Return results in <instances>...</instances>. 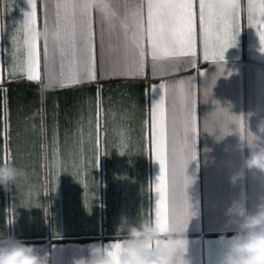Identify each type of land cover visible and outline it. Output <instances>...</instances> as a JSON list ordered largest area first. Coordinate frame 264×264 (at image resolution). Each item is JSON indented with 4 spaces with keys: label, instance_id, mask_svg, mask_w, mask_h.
<instances>
[{
    "label": "crops",
    "instance_id": "obj_1",
    "mask_svg": "<svg viewBox=\"0 0 264 264\" xmlns=\"http://www.w3.org/2000/svg\"><path fill=\"white\" fill-rule=\"evenodd\" d=\"M149 0H110L116 13L110 27L104 14L89 10L95 59L85 72L80 8H69L71 23L55 22L57 4L80 0H37L41 79H28L24 43L28 0H0V164L12 162L24 176L0 186V239L14 236L50 256V264H74L90 259V245H123L130 227L155 222L156 183L161 167L156 159L154 122L163 98L167 115L169 165L168 221L189 240L191 264H220L229 238L239 231L236 218L227 215L234 201L250 212L264 203V173L244 169L249 149L241 148L239 134H258L264 121V51L259 38L264 21L258 11L248 19L249 0H241L238 43L219 61L211 55L216 41L209 39L204 59L203 38L196 12L195 57H167L161 49H177L165 32L158 59H151V42L131 15L127 29L121 17L142 4L146 29ZM213 2V0H211ZM259 3V0H253ZM60 15L65 9H59ZM157 18V25L175 24ZM60 28L64 39L47 40L40 33ZM101 35L103 43L101 44ZM144 43L143 67L138 66L132 38ZM75 56L68 53L73 49ZM61 48L66 54L61 56ZM155 63V68H153ZM94 75V79H93ZM79 79V83H75ZM183 87L194 93L199 121L195 137L198 160L187 163L183 143L185 113ZM164 85V87H161ZM243 117V128L238 117ZM235 122V125H233ZM157 241L152 246L157 245Z\"/></svg>",
    "mask_w": 264,
    "mask_h": 264
},
{
    "label": "snow or ice",
    "instance_id": "obj_2",
    "mask_svg": "<svg viewBox=\"0 0 264 264\" xmlns=\"http://www.w3.org/2000/svg\"><path fill=\"white\" fill-rule=\"evenodd\" d=\"M31 6V11L25 13L24 20V31L26 38L24 43L27 46V65L30 80L41 79L39 68H40V42H39V31L37 28V0H28ZM63 7L65 14L60 15L59 9ZM134 11L129 12L127 4L124 5L125 11L122 15L121 23L125 30L127 29V20L131 15L134 22L138 24L142 31L146 33L147 39L151 42V59L155 62L157 57V50L161 49V39L164 33L170 32L176 39L178 48L168 49L163 48V54L167 57H195L196 53V12L194 10V0H181L179 4V11L171 14L175 24L169 28H165L163 24L157 25V18L161 16H168L169 12L165 8H154L152 7L151 0L147 4V27L144 28V18L141 15L142 4H136L133 6ZM57 12L55 21L57 25L63 22L65 25L71 23L68 17L67 9L80 8V23L82 26V40L84 42V50L86 54L85 60V72H87V65H90L95 59V45L93 42V31L89 21V11L81 9L80 3H65L63 5H56ZM258 11L261 20L264 21V0H259V3H254L253 0H249L248 3V19L252 21L254 19V12ZM240 8H238L230 17L225 16L220 12L211 0H199V22L202 30L203 38V55L204 59L209 58V39L214 37L216 45L214 50L211 52L213 58L224 61L225 53L229 48H232L238 43V36L240 31L239 22ZM116 13L111 9L108 10L107 14L102 17L103 22H108L110 27H114L111 23L112 18L115 17ZM47 28V23H45ZM259 38L261 45L264 46V30H260ZM103 43V35H101V44ZM132 43L135 47V54L139 57L138 66L143 67V60L145 57L144 43L139 38H132ZM261 51H264L262 47ZM44 52L47 53V40L44 41ZM66 54L65 49L61 48V56L64 57ZM71 56H75L74 47L68 53ZM155 68V63H153ZM93 75V79H94ZM75 83H79V79L73 77ZM181 83V92L183 96V108L185 113L184 123V138L183 143L186 146L187 156L183 160L182 171L184 173V179L187 186L188 176L185 174L187 161L198 160V152L196 149L195 137L198 135L199 121L195 114V99L194 93L191 87L185 89L183 87V81ZM164 87V85H161ZM156 111L158 112V119L154 122L155 137H156V159L160 164L161 172L156 183V192L158 194V201L155 210V223L163 233L167 230L168 221V188H169V165H168V144H167V115L165 108V101L162 98L156 105ZM239 126L243 128V117H238ZM159 244V242H157ZM111 249L117 250V252L111 251L110 254L117 260V264H121V260L118 256L119 250L122 245L115 243L110 245ZM126 264V262H125Z\"/></svg>",
    "mask_w": 264,
    "mask_h": 264
},
{
    "label": "clouds",
    "instance_id": "obj_3",
    "mask_svg": "<svg viewBox=\"0 0 264 264\" xmlns=\"http://www.w3.org/2000/svg\"><path fill=\"white\" fill-rule=\"evenodd\" d=\"M181 0H151L152 7L165 8L169 15L164 22L171 24L173 13L179 11ZM216 8L225 16L230 17L241 6V0H213ZM81 9L89 11L93 8L102 14L110 10V0H80ZM40 36L43 40L52 39L57 43L63 41V31L60 28L50 30L45 28ZM235 125V122H233ZM258 135L249 127L246 134H239L241 148L247 147L249 155L244 160L240 172L231 177L233 184L244 176V169L264 173V121L259 125ZM191 161L188 160L187 163ZM24 170L17 168L11 161L0 164V186L10 191L18 179L24 176ZM227 215L239 222V231L229 238L227 251L220 264H264V203L257 206L255 212H250L243 203L234 201ZM160 229L155 222L143 221L140 227H130L129 235L120 257L121 264H191L187 259L189 240L187 235L176 228L161 237ZM159 244L152 246L154 241ZM91 258L78 259L74 264H117L111 250L101 245L89 246ZM0 264H50V256L41 254L35 245H30L14 236L0 239Z\"/></svg>",
    "mask_w": 264,
    "mask_h": 264
}]
</instances>
